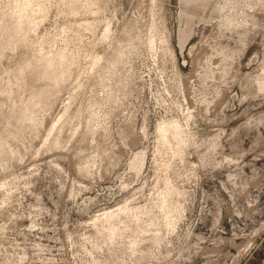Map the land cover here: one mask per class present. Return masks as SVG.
<instances>
[{
	"label": "rangeland",
	"instance_id": "rangeland-1",
	"mask_svg": "<svg viewBox=\"0 0 264 264\" xmlns=\"http://www.w3.org/2000/svg\"><path fill=\"white\" fill-rule=\"evenodd\" d=\"M0 264H264V0H0Z\"/></svg>",
	"mask_w": 264,
	"mask_h": 264
},
{
	"label": "bare ground",
	"instance_id": "bare-ground-1",
	"mask_svg": "<svg viewBox=\"0 0 264 264\" xmlns=\"http://www.w3.org/2000/svg\"><path fill=\"white\" fill-rule=\"evenodd\" d=\"M24 5V4H23ZM24 7V6H23ZM189 12H192V13H195V14H199L201 12V10L199 9H195V8H188V7H185Z\"/></svg>",
	"mask_w": 264,
	"mask_h": 264
}]
</instances>
